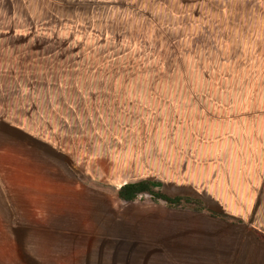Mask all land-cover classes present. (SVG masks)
I'll return each instance as SVG.
<instances>
[{
    "label": "rangeland",
    "instance_id": "1",
    "mask_svg": "<svg viewBox=\"0 0 264 264\" xmlns=\"http://www.w3.org/2000/svg\"><path fill=\"white\" fill-rule=\"evenodd\" d=\"M258 162L264 0H0V264H184L193 207L117 190L244 217Z\"/></svg>",
    "mask_w": 264,
    "mask_h": 264
},
{
    "label": "crops",
    "instance_id": "2",
    "mask_svg": "<svg viewBox=\"0 0 264 264\" xmlns=\"http://www.w3.org/2000/svg\"><path fill=\"white\" fill-rule=\"evenodd\" d=\"M259 149L262 153L261 146ZM257 164L264 171V163ZM244 196L237 193L236 202L233 200L237 203L234 210L244 217L237 218L234 212L223 211V207L209 198L204 200L207 206L203 203V210L182 213L190 220L182 224L185 233L175 252L172 250L174 258H182L184 264H241L246 259L244 252L250 247V256L261 257L264 251V175L248 184L246 198Z\"/></svg>",
    "mask_w": 264,
    "mask_h": 264
},
{
    "label": "trees",
    "instance_id": "3",
    "mask_svg": "<svg viewBox=\"0 0 264 264\" xmlns=\"http://www.w3.org/2000/svg\"><path fill=\"white\" fill-rule=\"evenodd\" d=\"M158 186V183L152 181L125 184L117 190L116 196L123 202H133L139 195L149 194L153 201L161 200L169 208L192 206L196 211L203 210L198 201H194L189 198H169L163 194L154 192L153 189L158 188Z\"/></svg>",
    "mask_w": 264,
    "mask_h": 264
}]
</instances>
